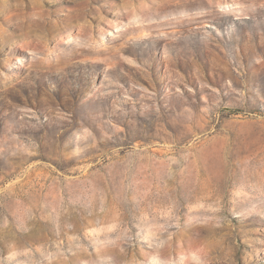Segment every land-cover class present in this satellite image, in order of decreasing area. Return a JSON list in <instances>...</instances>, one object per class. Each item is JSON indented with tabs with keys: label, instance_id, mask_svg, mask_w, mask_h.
Segmentation results:
<instances>
[{
	"label": "rangeland",
	"instance_id": "1",
	"mask_svg": "<svg viewBox=\"0 0 264 264\" xmlns=\"http://www.w3.org/2000/svg\"><path fill=\"white\" fill-rule=\"evenodd\" d=\"M0 264H264V0H0Z\"/></svg>",
	"mask_w": 264,
	"mask_h": 264
}]
</instances>
